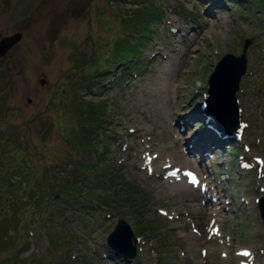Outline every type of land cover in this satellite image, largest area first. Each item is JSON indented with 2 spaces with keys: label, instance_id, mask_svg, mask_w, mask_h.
I'll use <instances>...</instances> for the list:
<instances>
[{
  "label": "rangeland",
  "instance_id": "1",
  "mask_svg": "<svg viewBox=\"0 0 264 264\" xmlns=\"http://www.w3.org/2000/svg\"><path fill=\"white\" fill-rule=\"evenodd\" d=\"M18 30L0 57V264H264V0H0V35ZM245 40L234 134L207 111L183 125ZM210 118L224 138L200 158L191 134ZM178 166L203 199L224 196L216 215L165 195ZM119 218L137 237L130 259L107 243Z\"/></svg>",
  "mask_w": 264,
  "mask_h": 264
},
{
  "label": "water",
  "instance_id": "2",
  "mask_svg": "<svg viewBox=\"0 0 264 264\" xmlns=\"http://www.w3.org/2000/svg\"><path fill=\"white\" fill-rule=\"evenodd\" d=\"M22 37L21 31H15L0 37V57ZM249 44L244 41V47L240 55L232 53L223 54L217 61L214 70L209 76L208 96L205 100L207 111L214 115L216 120L223 123L227 133H233L239 126V105L236 91L239 88L241 75L246 71L245 50ZM42 80V79H41ZM30 98H28V101ZM220 123V122H219ZM259 214L264 224V197L259 200ZM137 237L134 235L130 224L119 218L114 229L109 232L107 243L114 253L125 258H133L137 253Z\"/></svg>",
  "mask_w": 264,
  "mask_h": 264
},
{
  "label": "bare ground",
  "instance_id": "3",
  "mask_svg": "<svg viewBox=\"0 0 264 264\" xmlns=\"http://www.w3.org/2000/svg\"><path fill=\"white\" fill-rule=\"evenodd\" d=\"M204 13H206V14H208V15H212V14H214L213 12H212V8H211V6L208 8V10L206 11V12H204ZM176 19L175 18H173L172 19V21L170 20L169 21V23L171 24V23H173V21H175ZM169 30H171V32L172 33H175V32H178V31H180V28L177 26V27H175V26H169ZM162 55H163V57H167L166 56V53H164L163 51H162ZM169 55H171V53L169 54ZM172 57V56H171ZM171 62V61H170ZM168 78V77H167ZM171 81V80H170ZM169 81V82H170ZM173 82V81H172ZM168 85V84H167ZM188 85V84H187ZM169 87V86H168ZM168 87L166 86L165 87V89H166V91L167 92H169L168 91ZM169 90H170V92H172V90H174V86H173V83H171L170 84V87H169ZM178 90V89H177ZM179 91V90H178ZM169 92V93H170ZM169 93H168V96H169ZM170 98V97H169ZM204 109H207V107L206 108H196V109H193V110H191L189 113H187V115L184 117L185 118V120L186 121H183V125H189V128L191 127L190 125H191V123L194 121V122H196L197 121V119H203L205 116H207L208 117V115H207V113H206V111L207 110H204ZM208 112V111H207ZM205 119H206V117H205ZM210 120V124H209V126H208V123H207V125L204 127V129L202 130V131H194V132H192V134H191V146L188 148V149H191V150H194V148H196V150L200 153L199 154V157L200 158H203V155H205L204 153H206V149L207 148H211V145H216V144H219L220 145V143H222V140H223V138L224 137H221L220 135H218L217 133H219L218 131H216L215 132V130L216 129H218V130H220L219 128H217V126H215V125H213V122H211V120H212V118H210L209 119ZM208 120V121H209ZM185 122V123H184ZM215 122V121H214ZM187 123V124H186ZM205 124V123H204ZM165 126V125H164ZM181 126V125H180ZM210 126H212V127H210ZM213 128H215V130H213ZM144 130V129H143ZM161 130H162V128H161ZM221 131V130H220ZM136 132V131H135ZM171 133V131H170V129H168L167 130V133ZM222 133V132H221ZM172 134V133H171ZM224 134V133H223ZM231 134V133H230ZM135 135V134H134ZM155 135V134H154ZM157 135V134H156ZM164 135V134H163ZM161 137V136H160ZM169 137V136H168ZM120 138V137H119ZM148 138V137H147ZM146 138V139H147ZM155 138V137H154ZM171 138V137H170ZM226 139V138H225ZM166 140V139H165ZM161 142V141H160ZM222 145V144H221ZM149 146H151V145H149ZM149 146H146V147H149ZM155 147V146H154ZM199 149H205L204 150V152L203 151H200ZM174 150V149H173ZM151 151V150H150ZM175 151V150H174ZM211 151V150H210ZM181 154V153H180ZM161 155V154H160ZM183 156V155H182ZM185 156V155H184ZM162 157V156H161ZM223 157V156H222ZM152 158V157H151ZM158 158V157H157ZM180 158V157H179ZM185 158V157H184ZM154 159V158H153ZM173 159V158H172ZM160 160V159H159ZM147 162H149V161H147ZM176 162V161H175ZM183 162V161H182ZM169 163H170V160H169ZM180 163V162H179ZM188 163V162H187ZM150 164V163H149ZM157 164V163H156ZM163 164V163H162ZM177 164H178V162H177ZM153 165V164H152ZM169 165V164H168ZM186 165H188V164H186ZM162 166V165H161ZM179 166H182V165H180L179 164ZM178 166V168H177V170L178 169H182V168H184V166L183 167H179ZM151 167V166H150ZM187 167V166H186ZM197 168V167H196ZM188 169L189 168H187L185 171H188ZM154 170V169H153ZM189 170H191V169H189ZM143 171V170H142ZM150 171V170H149ZM192 171V170H191ZM151 173H152V171H150ZM178 172V171H177ZM180 173V172H179ZM184 173V172H183ZM187 173V172H186ZM197 175H198V181H199V174L197 173V172H195ZM160 174V173H159ZM209 175V174H208ZM167 176V175H166ZM169 177H168V184H167V186H166V189H165V195H166V193H168V194H170V195H173L174 196V198H176V199H180L183 203H185V205L184 206H186L185 207V209H188V207H190V209L191 210H193V209H195L194 211L196 212V215H203V217H204V214H210L211 213V215H213V214H215L216 215V213H218L219 212V209L221 208V206H219V197H220V199L222 198V197H224V196H222V195H218V200L217 199H215V197L213 196V195H210V193H208L207 192V198H204L203 199V194H201L200 192H196V190L195 189H193V188H191V187H189V186H193V185H196V184H193V183H190V182H188V181H185L184 179L182 180V177L180 178L179 177V179H177L176 177H172V176H170V175H168ZM184 176V175H183ZM184 178V177H183ZM206 176L205 175H203V177H202V179H204V180H206ZM210 179V178H209ZM169 182H172V183H169ZM214 182V181H213ZM158 183V182H157ZM160 183H161V181H160ZM159 183V184H160ZM200 184V181L198 182V185ZM163 185V184H162ZM201 185V184H200ZM222 185V184H221ZM217 186V185H216ZM228 188V187H227ZM209 194V195H208ZM222 196V197H221ZM201 199L200 201H202V203L203 204H197V203H195V201L197 200V199ZM203 199V200H202ZM175 200V199H174ZM206 201L208 202V204L210 203H212L213 204V208H211V207H204L203 205L204 204H207L206 203ZM224 201V200H223ZM231 203V202H230ZM177 204V203H176ZM181 204V203H180ZM225 204V203H224ZM217 205V206H216ZM181 206V205H180ZM177 207V206H176ZM182 207V206H181ZM230 207V206H229ZM175 209V208H174ZM181 210V209H180ZM174 211V210H173ZM188 211V210H187ZM194 212V213H195ZM172 213H174V212H172ZM168 214V213H167ZM221 214V213H220ZM177 215V214H176ZM191 215V214H190ZM192 215H193V213H192ZM200 215V216H201ZM227 215V214H226ZM209 216V215H208ZM221 216V215H220ZM181 217V216H180ZM183 217H184V215H183ZM214 217H216V216H214ZM179 218V217H178ZM205 218V217H204ZM203 218V219H204ZM211 218V217H210ZM217 218V217H216ZM221 218H222V216H221ZM177 219V218H176ZM205 220V219H204ZM220 220V219H219ZM174 221V220H173ZM193 222V221H192ZM210 222V221H209ZM212 222V221H211ZM179 223V222H178ZM215 224V223H214ZM183 226H185V225H183ZM203 226V225H202ZM209 226V225H208ZM184 228V227H183ZM194 228V227H193ZM206 228V227H205ZM211 228V227H210ZM181 229V228H180ZM209 229V228H208ZM206 230V229H205ZM180 232H181V230H180ZM200 232V231H199ZM196 233V232H195ZM198 235V234H197ZM196 235V236H197ZM197 239V238H196ZM199 239H201V238H199ZM193 242H194V240H193ZM201 243V242H200ZM199 245V244H198ZM194 246V245H193ZM204 251V250H203ZM114 254V253H113ZM130 259V258H129ZM126 260V259H125ZM126 264V263H125ZM128 264V263H127Z\"/></svg>",
  "mask_w": 264,
  "mask_h": 264
},
{
  "label": "trees",
  "instance_id": "4",
  "mask_svg": "<svg viewBox=\"0 0 264 264\" xmlns=\"http://www.w3.org/2000/svg\"><path fill=\"white\" fill-rule=\"evenodd\" d=\"M88 106H90V110H89V114H88V117L87 118H93V121H96L97 122V120L99 119V117L101 116V112H99L100 111V104L98 103V102H95L94 104H89ZM88 120H91V119H88ZM92 124V123H91ZM91 127H94L93 126V124L92 125H90ZM90 126H87L86 125V130L87 129H89L90 128ZM95 128V127H94ZM93 128V129H94ZM92 130V129H91ZM90 130V131H91ZM24 174H26V175H28V172H27V170L24 172ZM104 179H107V177L105 176L104 177ZM128 183H126V182H124L123 183V186H124V188H127V190H129L130 191V196L129 197H127V199H125V201L126 202H128L129 204H132V205H135L136 204V199H135V197H134V194L135 193H137V191L136 190H130L131 189V187H132V184H128ZM44 187L48 190V189H53V188H51L47 183H44ZM24 190H25V188H24ZM36 196V195H35ZM34 196V197H35ZM109 202H110V200L109 199H107V200H104V203H106V204H109ZM1 230H4L5 231V228L4 227H1Z\"/></svg>",
  "mask_w": 264,
  "mask_h": 264
},
{
  "label": "snow or ice",
  "instance_id": "5",
  "mask_svg": "<svg viewBox=\"0 0 264 264\" xmlns=\"http://www.w3.org/2000/svg\"><path fill=\"white\" fill-rule=\"evenodd\" d=\"M243 255H245V256H249V255H251V253L248 252V251H245V252L243 253Z\"/></svg>",
  "mask_w": 264,
  "mask_h": 264
},
{
  "label": "flooded vegetation",
  "instance_id": "6",
  "mask_svg": "<svg viewBox=\"0 0 264 264\" xmlns=\"http://www.w3.org/2000/svg\"><path fill=\"white\" fill-rule=\"evenodd\" d=\"M8 34V33H7ZM6 35V34H5ZM3 36V35H0V37Z\"/></svg>",
  "mask_w": 264,
  "mask_h": 264
}]
</instances>
